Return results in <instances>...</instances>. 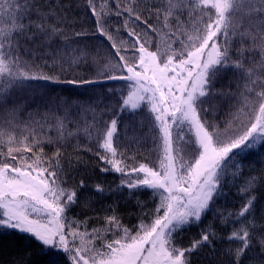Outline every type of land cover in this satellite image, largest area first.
I'll list each match as a JSON object with an SVG mask.
<instances>
[{"label":"trees","instance_id":"16d2710c","mask_svg":"<svg viewBox=\"0 0 264 264\" xmlns=\"http://www.w3.org/2000/svg\"><path fill=\"white\" fill-rule=\"evenodd\" d=\"M240 2L230 7L228 0H20L21 24L0 46V68L39 77L0 83V162L17 173L42 172L65 192L55 206L29 191L5 188L1 208L8 209L7 199L13 206L35 203L58 219L45 230L36 220L6 211L0 218V264H80L60 210L71 205L84 215L105 216L125 204L136 213L134 201L108 197L111 188L103 192L132 171L170 176L172 196L185 197V188L172 180L171 160L166 171L161 168L164 143L171 141L165 110L173 108L175 95L171 84L163 85L161 75L149 76L145 68L167 32L179 35L182 25L197 26L218 49L198 82L187 74L179 78L184 104L219 137L243 140L216 157H210L211 141H201L209 158L196 183V222L181 233L175 260L264 264V229L256 231L255 225L264 177L245 187L237 183L241 177L234 167L235 149L252 141L264 114V0ZM225 15L231 18L227 28ZM218 17L220 29L213 30ZM196 143L184 141L183 151L196 155ZM152 247L146 243L138 253Z\"/></svg>","mask_w":264,"mask_h":264},{"label":"rangeland","instance_id":"374dc122","mask_svg":"<svg viewBox=\"0 0 264 264\" xmlns=\"http://www.w3.org/2000/svg\"><path fill=\"white\" fill-rule=\"evenodd\" d=\"M228 1L230 7H233L240 1L242 3L248 0ZM22 11L20 0H0V46H5L10 40V33L20 26ZM219 19L220 17L217 21H213L212 27L210 25L211 29H220L217 26ZM230 22L231 18L225 15L222 26L227 28ZM185 29L189 31L185 32ZM198 30L197 26L188 28L182 25L179 35L167 32L166 37L161 39V48L157 53L149 55L148 65L145 66L149 76L151 73L161 75L160 81L164 80L161 82L164 83L163 85L171 84L172 94H175L173 108L166 106L165 110L169 116L171 141L169 146L164 143L161 168L166 171L171 160L172 180L175 186L185 188V197L172 196L174 185L169 180L170 176L165 174L160 176L158 173L143 169L130 172L127 179L113 186L103 187L104 193H109L108 188H111L108 197L116 194L125 197L131 203L134 201L136 213L133 212V208L128 210L125 204L116 211L117 214L110 210L109 215L105 216L84 215L71 205L63 207L59 213V220L66 231L67 243L80 264H135L136 261L139 264H185L175 260L176 249L181 241V233L196 222L193 203L201 194L196 190V183L200 172L204 173V168L201 167L209 158L205 150L204 153L201 151L203 147L201 141L206 139L211 141L216 151H211L210 157H216L222 151L240 145L243 140V137L233 140L219 137L192 107H187V103L184 104L183 95L177 87L180 84V76L187 74L186 77L199 80L205 68L217 60L216 45L206 34ZM136 43L134 41V45ZM222 47L224 44L220 42V48L223 49ZM38 77L37 74L10 69L7 66L0 68V83ZM181 88L183 89L182 85ZM153 112L156 118L160 117L157 107ZM184 141L197 142L196 145L200 150L196 155H193L192 149L183 151ZM234 159V167L241 177L237 183L247 187L253 184L255 179L260 178V175L264 177V114L254 138L248 145L235 149ZM6 187L11 188L12 191L19 189L37 194L55 206L65 192L64 188L54 186L51 179L42 172L31 174L22 170L17 173L0 162V195ZM254 194L262 199L258 190ZM102 198L107 199V197ZM3 204L8 209L0 207V218L8 211L14 218L40 222L41 224L37 226L45 230L50 229L49 225L58 219L35 203L13 206L7 199ZM256 206L260 218L255 222L256 231L261 232L264 229L261 218L264 216L261 214L264 211V204L260 201L259 206ZM252 210L254 211L253 208ZM119 215L124 217L121 218L124 222L115 217ZM145 242H151L153 247L139 254V249ZM243 257L246 258L245 255Z\"/></svg>","mask_w":264,"mask_h":264}]
</instances>
